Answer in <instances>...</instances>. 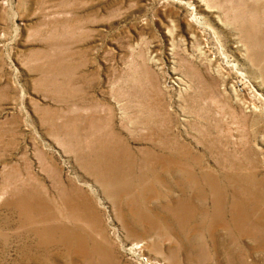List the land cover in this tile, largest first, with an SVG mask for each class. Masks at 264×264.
Listing matches in <instances>:
<instances>
[{
	"label": "rangeland",
	"instance_id": "374dc122",
	"mask_svg": "<svg viewBox=\"0 0 264 264\" xmlns=\"http://www.w3.org/2000/svg\"><path fill=\"white\" fill-rule=\"evenodd\" d=\"M0 264H264V0H0Z\"/></svg>",
	"mask_w": 264,
	"mask_h": 264
},
{
	"label": "bare ground",
	"instance_id": "6f19581e",
	"mask_svg": "<svg viewBox=\"0 0 264 264\" xmlns=\"http://www.w3.org/2000/svg\"><path fill=\"white\" fill-rule=\"evenodd\" d=\"M219 201H220V199H219ZM219 201H218V202H219ZM218 206H219V205H218ZM218 206H217V207H218ZM217 210H218V211H217ZM217 210H216V211H217L218 213H220L221 215H224V213L222 212V213H223V214H222L221 211H220L219 209H217ZM216 211H215V213H216ZM216 214H217V213H216ZM156 221H158V224H159L160 222H162V221H159V220H156ZM223 225H224V224H223ZM224 227H225V225H224ZM225 229H226V228H225ZM134 248H135V247H134ZM137 248H138V247H137Z\"/></svg>",
	"mask_w": 264,
	"mask_h": 264
}]
</instances>
